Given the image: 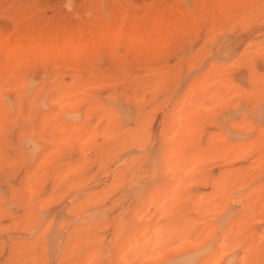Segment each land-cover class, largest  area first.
<instances>
[{
	"label": "rangeland",
	"instance_id": "rangeland-1",
	"mask_svg": "<svg viewBox=\"0 0 264 264\" xmlns=\"http://www.w3.org/2000/svg\"><path fill=\"white\" fill-rule=\"evenodd\" d=\"M0 264H264V0H0Z\"/></svg>",
	"mask_w": 264,
	"mask_h": 264
},
{
	"label": "bare ground",
	"instance_id": "bare-ground-1",
	"mask_svg": "<svg viewBox=\"0 0 264 264\" xmlns=\"http://www.w3.org/2000/svg\"><path fill=\"white\" fill-rule=\"evenodd\" d=\"M226 234V233H225Z\"/></svg>",
	"mask_w": 264,
	"mask_h": 264
}]
</instances>
